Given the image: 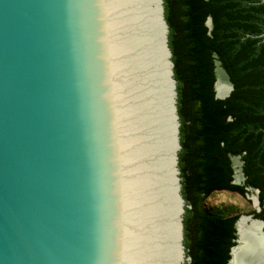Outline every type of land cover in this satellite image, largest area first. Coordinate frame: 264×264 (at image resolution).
I'll use <instances>...</instances> for the list:
<instances>
[{"label": "water", "instance_id": "1", "mask_svg": "<svg viewBox=\"0 0 264 264\" xmlns=\"http://www.w3.org/2000/svg\"><path fill=\"white\" fill-rule=\"evenodd\" d=\"M168 34L163 0H0V264L190 263Z\"/></svg>", "mask_w": 264, "mask_h": 264}, {"label": "trees", "instance_id": "2", "mask_svg": "<svg viewBox=\"0 0 264 264\" xmlns=\"http://www.w3.org/2000/svg\"><path fill=\"white\" fill-rule=\"evenodd\" d=\"M163 7L177 85L183 245L189 264H227L239 217L210 213L204 202L216 192L256 190L254 218L264 221V3L163 0ZM218 76L233 88L225 100L215 99Z\"/></svg>", "mask_w": 264, "mask_h": 264}, {"label": "rangeland", "instance_id": "3", "mask_svg": "<svg viewBox=\"0 0 264 264\" xmlns=\"http://www.w3.org/2000/svg\"><path fill=\"white\" fill-rule=\"evenodd\" d=\"M217 79L225 82V79L219 76ZM232 163L234 169V182L237 181L238 183L241 177V164L238 159H233ZM242 182L241 177L239 185H241ZM252 197H257L252 191L248 192L246 197H241L230 192H216L205 200L204 206L208 212L220 214L222 216H248L258 209L254 201H252Z\"/></svg>", "mask_w": 264, "mask_h": 264}, {"label": "bare ground", "instance_id": "4", "mask_svg": "<svg viewBox=\"0 0 264 264\" xmlns=\"http://www.w3.org/2000/svg\"><path fill=\"white\" fill-rule=\"evenodd\" d=\"M217 91L219 96H224L227 88L219 86ZM252 201L257 206L255 197ZM236 229L242 246L233 253V263L264 264V237L260 234V227L255 223L245 226V220L242 219L238 222Z\"/></svg>", "mask_w": 264, "mask_h": 264}, {"label": "flooded vegetation", "instance_id": "5", "mask_svg": "<svg viewBox=\"0 0 264 264\" xmlns=\"http://www.w3.org/2000/svg\"><path fill=\"white\" fill-rule=\"evenodd\" d=\"M257 199H258V195H257ZM257 210L256 211H254L253 213H251L250 215H248V216H253V218L255 217L254 215H256V214H259L260 212H261V206H260V203H259V200H258V205H257ZM255 219V218H254ZM258 220V219H257ZM260 221H263V220H260ZM264 222V221H263ZM234 229H235V226H234ZM235 235H236V229H235ZM236 240H237V236H236ZM236 242V241H235ZM229 255H230V253H229ZM230 259H231V257H230ZM229 262H230V260L228 261V263L227 264H229Z\"/></svg>", "mask_w": 264, "mask_h": 264}]
</instances>
